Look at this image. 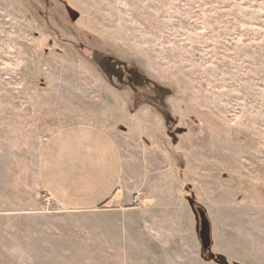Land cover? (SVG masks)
<instances>
[{
	"label": "rangeland",
	"instance_id": "rangeland-1",
	"mask_svg": "<svg viewBox=\"0 0 264 264\" xmlns=\"http://www.w3.org/2000/svg\"><path fill=\"white\" fill-rule=\"evenodd\" d=\"M77 123L140 207L47 201L41 150ZM88 260L264 264V0H0V264Z\"/></svg>",
	"mask_w": 264,
	"mask_h": 264
},
{
	"label": "crops",
	"instance_id": "crops-1",
	"mask_svg": "<svg viewBox=\"0 0 264 264\" xmlns=\"http://www.w3.org/2000/svg\"><path fill=\"white\" fill-rule=\"evenodd\" d=\"M123 169L122 152L114 136L89 123L68 125L54 132L38 161L45 194L64 209L86 216L97 214L92 211L112 198L124 213L141 206L134 204V197L117 193ZM123 216L126 220V215ZM78 264H108V261L88 260ZM116 264L130 263L121 260Z\"/></svg>",
	"mask_w": 264,
	"mask_h": 264
},
{
	"label": "built area",
	"instance_id": "built-area-1",
	"mask_svg": "<svg viewBox=\"0 0 264 264\" xmlns=\"http://www.w3.org/2000/svg\"><path fill=\"white\" fill-rule=\"evenodd\" d=\"M45 198L47 199V201L51 200V197L48 196L47 194H45ZM133 201H134V204L137 205V206H140L141 204L146 202V200L142 197L141 193L136 194L134 196Z\"/></svg>",
	"mask_w": 264,
	"mask_h": 264
}]
</instances>
